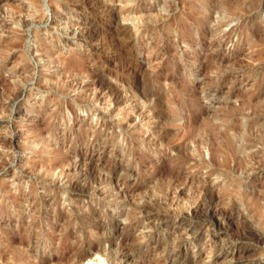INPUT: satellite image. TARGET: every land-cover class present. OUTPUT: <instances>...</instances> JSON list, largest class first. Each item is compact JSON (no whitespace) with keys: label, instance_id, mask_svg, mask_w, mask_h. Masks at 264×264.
Masks as SVG:
<instances>
[{"label":"rangeland","instance_id":"obj_1","mask_svg":"<svg viewBox=\"0 0 264 264\" xmlns=\"http://www.w3.org/2000/svg\"><path fill=\"white\" fill-rule=\"evenodd\" d=\"M239 247L264 264V0H0V264Z\"/></svg>","mask_w":264,"mask_h":264},{"label":"bare ground","instance_id":"obj_2","mask_svg":"<svg viewBox=\"0 0 264 264\" xmlns=\"http://www.w3.org/2000/svg\"><path fill=\"white\" fill-rule=\"evenodd\" d=\"M198 3H200V2H198ZM211 4V3H210ZM227 4V3H226ZM235 4V3H234ZM231 6V5H230ZM106 8V7H105ZM205 9V8H204ZM214 9H216V8H214ZM204 11V10H203ZM213 15V14H212ZM214 18V17H213ZM130 62V61H129ZM130 64V63H129ZM128 64V65H129ZM130 66V65H129ZM132 66V65H131ZM130 68V67H129ZM135 69V68H134ZM133 70V69H132ZM128 71V70H127ZM134 71V70H133ZM256 100V99H255ZM247 102V101H246ZM212 136V135H211ZM229 141H231V142H233L234 141V139H232V138H228L227 136H225V139H224V141H220L219 142V144H217L216 145V147L215 148H213V151H214V153L212 154L213 155V158H214V154L215 153H218V152H220V153H222V152H224L225 151V149L227 148V145H228V143H229ZM224 154V153H223ZM226 160V158H224V161ZM239 166V165H238ZM167 172V171H166ZM75 182V181H74ZM77 184V183H76ZM240 187V186H239ZM81 189V188H80ZM258 197V196H257ZM198 205V204H197ZM227 212V211H226ZM185 220V219H184ZM187 221V220H186ZM184 223V222H183ZM103 224V223H102ZM105 224V223H104ZM203 224V223H202ZM188 225V224H187ZM105 226V225H104ZM195 226V225H194ZM192 226V228H196L195 230L197 231V230H199L200 229V227H197V226ZM103 229H104V227H103ZM100 231V230H99ZM191 231V230H190ZM201 231V230H200ZM192 232V231H191ZM195 232V231H194ZM200 234V233H199ZM193 237V236H192ZM194 238V237H193ZM200 237L199 236H197V238L195 239V240H198ZM24 240V239H23ZM200 240V239H199ZM22 241V240H21ZM199 242V241H198ZM198 242H197V244H198ZM21 243V242H20ZM200 244H201V242H199ZM211 244V243H210ZM212 247V246H211ZM6 249V248H5ZM216 251V250H215ZM219 251V250H218ZM217 251V252H218ZM245 249L244 248H237L236 250H233L232 251V253H231V256H232V258H233V261H234V264H244L243 263V256H244V253H245ZM79 256V255H78ZM4 257V256H3ZM99 257V256H98ZM96 259H97V257H95ZM245 258V257H244ZM4 259V258H3ZM43 259V258H42ZM41 259V260H42ZM61 259V258H60ZM101 259V258H100ZM94 260V259H93ZM98 260V259H97ZM8 261V260H7ZM184 261V260H183ZM182 261V262H183ZM89 262H91L90 260H89ZM95 262V261H94ZM189 262H195V259H190L189 260ZM198 262V261H197ZM48 264V263H47ZM180 264H181V262H180ZM194 264V263H193Z\"/></svg>","mask_w":264,"mask_h":264}]
</instances>
